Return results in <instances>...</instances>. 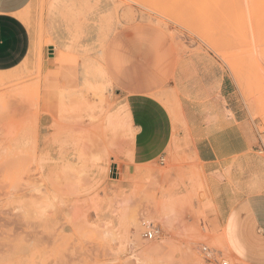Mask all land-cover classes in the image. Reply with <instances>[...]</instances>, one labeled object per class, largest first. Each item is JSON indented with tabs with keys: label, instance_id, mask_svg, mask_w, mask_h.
Wrapping results in <instances>:
<instances>
[{
	"label": "rangeland",
	"instance_id": "1",
	"mask_svg": "<svg viewBox=\"0 0 264 264\" xmlns=\"http://www.w3.org/2000/svg\"><path fill=\"white\" fill-rule=\"evenodd\" d=\"M23 14L31 53L0 71V264H264L226 224L238 198L264 194V0H31ZM137 86L174 133L131 169ZM182 100L237 114L251 158L212 182Z\"/></svg>",
	"mask_w": 264,
	"mask_h": 264
},
{
	"label": "crops",
	"instance_id": "2",
	"mask_svg": "<svg viewBox=\"0 0 264 264\" xmlns=\"http://www.w3.org/2000/svg\"><path fill=\"white\" fill-rule=\"evenodd\" d=\"M30 2L0 0V71L18 67L31 53L32 33L23 19ZM155 94L156 91L149 86H137L127 96L136 127L131 169L165 156L173 138V118L168 109L154 98ZM181 105L193 141V151L204 164L205 172L211 175L212 182L232 162L251 158L249 150L255 147L253 136L244 128L243 120L237 114L233 118L222 108L207 112L186 100H182ZM216 200L219 208L223 209L222 198L218 196ZM226 224L228 231L235 235L231 242L241 257L258 262L264 260V194L249 200L238 198L228 210ZM242 229L257 233L258 243L251 246L239 239Z\"/></svg>",
	"mask_w": 264,
	"mask_h": 264
},
{
	"label": "built area",
	"instance_id": "3",
	"mask_svg": "<svg viewBox=\"0 0 264 264\" xmlns=\"http://www.w3.org/2000/svg\"><path fill=\"white\" fill-rule=\"evenodd\" d=\"M261 143V142H260ZM260 149L264 152V143L260 144ZM157 231L155 228H150L146 230L144 233L145 237L148 239H153L156 237ZM204 250H207V247L204 248ZM204 264H231L228 260H221V261H213L210 257H206L204 259Z\"/></svg>",
	"mask_w": 264,
	"mask_h": 264
},
{
	"label": "bare ground",
	"instance_id": "4",
	"mask_svg": "<svg viewBox=\"0 0 264 264\" xmlns=\"http://www.w3.org/2000/svg\"><path fill=\"white\" fill-rule=\"evenodd\" d=\"M258 50H259V49H258ZM263 50H264V49H263ZM260 53H261V52H260ZM262 53H263V52H262ZM234 73H235V72H234ZM237 75H238V74H237ZM240 75H241V74H240ZM241 76H242V75H241ZM1 77H2V76H0V78H1ZM235 77H236V76H235ZM236 79H237V78H236ZM242 80H243V79H242ZM242 80H241V81H242ZM1 81H2V79H0V82H1ZM7 91H8V89H7ZM9 91H10V90H9ZM4 93H5V92H4ZM1 94H2V92H1ZM261 113L264 115V104L261 106ZM223 237H224V236H223ZM224 243H225V242H224ZM194 245H195V244H194ZM156 247H157V245H156L155 247H151L150 250H151V251H152V250H155V251H156V249H157ZM161 248H162V247H161ZM150 250H149V251H150ZM158 250H159V248L157 249V251H158ZM157 251H156V252H157ZM150 253H151V252H150ZM209 253H210V252H209ZM206 257H207V256H206ZM206 257H205V258H206ZM225 260H227V259H225ZM228 261H229V260H228ZM229 262H230V261H229ZM191 263H192V264H201V261L199 262V261H197L196 259H193V261L191 260ZM202 264H204V263L202 262Z\"/></svg>",
	"mask_w": 264,
	"mask_h": 264
}]
</instances>
